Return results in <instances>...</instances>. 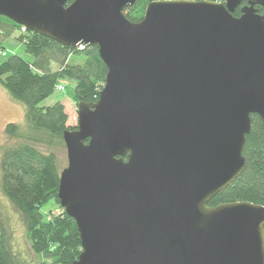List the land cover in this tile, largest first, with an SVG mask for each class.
Listing matches in <instances>:
<instances>
[{
	"label": "water",
	"instance_id": "95a60500",
	"mask_svg": "<svg viewBox=\"0 0 264 264\" xmlns=\"http://www.w3.org/2000/svg\"><path fill=\"white\" fill-rule=\"evenodd\" d=\"M0 0V17L108 69L63 135L58 200L78 227L74 264H264V206L210 207L264 128V0ZM241 8V16L235 11Z\"/></svg>",
	"mask_w": 264,
	"mask_h": 264
},
{
	"label": "trees",
	"instance_id": "16d2710c",
	"mask_svg": "<svg viewBox=\"0 0 264 264\" xmlns=\"http://www.w3.org/2000/svg\"><path fill=\"white\" fill-rule=\"evenodd\" d=\"M74 1L70 0L67 6ZM154 1L164 0H137L124 14L131 22L139 23ZM247 3L248 0H244L243 6ZM257 10L264 15L263 8L257 7ZM234 16H241V8L235 11ZM1 25L21 28L4 17H0ZM26 33L24 53L33 60L19 54L5 58L0 55L4 59L0 60V83L25 107V124H12L6 130L13 143L5 149L0 186L18 213L31 252L38 257L40 264H74L82 253L76 222L65 210L46 221L41 208L51 200L60 206L61 171L56 151L65 145L64 132L77 128L67 126L68 115L61 103L49 108H41V104L55 93L61 79L77 84L75 97L78 104L97 102L108 69L96 47L70 49L36 33ZM18 40L23 41V37ZM3 50L5 45L0 40V52ZM73 55L83 61L71 63ZM53 66H57L58 71H53ZM244 156L247 159L245 170L232 185L210 201V207L243 201L264 206V128L258 116H252V130L247 137ZM13 233L1 217L0 264H33L32 258L15 247Z\"/></svg>",
	"mask_w": 264,
	"mask_h": 264
},
{
	"label": "rangeland",
	"instance_id": "374dc122",
	"mask_svg": "<svg viewBox=\"0 0 264 264\" xmlns=\"http://www.w3.org/2000/svg\"><path fill=\"white\" fill-rule=\"evenodd\" d=\"M127 9H125L124 13L129 12ZM27 31L28 30L22 27L18 29L7 25L0 26V40L5 45L4 51L7 53V56L19 54L24 58L33 60L32 57H29L24 53V44H27L28 38ZM19 37H23V41L20 42L18 40ZM0 55L3 58L7 57L3 56L2 52H0ZM1 56L0 60H4ZM82 61L83 59L76 55H73L70 58L71 63H80ZM58 69L57 66H53L52 68L53 71H58ZM76 86L77 84L73 81L61 79L56 86L55 93L41 104V108H49L55 106L57 103H61L68 115L67 126L70 128H77L78 126V102L75 97ZM57 88H61L62 90H58ZM12 124H18L20 126L25 124V107L21 102L15 100L0 83V181L2 177V160L5 149L13 143L6 133L8 126ZM56 154L59 169L60 171H63L68 165L65 145L64 147L57 149ZM62 210L64 209L61 205L59 206L55 200L46 202L41 208L46 221H51L54 217L59 216L62 213ZM1 217L7 222L10 228L13 229V242L15 243V247L19 251H23L28 257L32 258L33 264H40L38 257L31 252L18 213L12 206L11 202L4 196L0 186V218ZM43 264L50 263L44 262Z\"/></svg>",
	"mask_w": 264,
	"mask_h": 264
},
{
	"label": "built area",
	"instance_id": "2783aa9c",
	"mask_svg": "<svg viewBox=\"0 0 264 264\" xmlns=\"http://www.w3.org/2000/svg\"><path fill=\"white\" fill-rule=\"evenodd\" d=\"M85 45H83V44H81V45H79L78 46V48L77 49H80V50H83V49H85ZM2 52V54H3V56H7V53L3 50V51H1ZM58 90H62L61 88H57Z\"/></svg>",
	"mask_w": 264,
	"mask_h": 264
}]
</instances>
